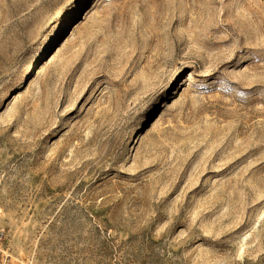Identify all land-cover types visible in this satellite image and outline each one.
Listing matches in <instances>:
<instances>
[{
  "label": "rangeland",
  "instance_id": "374dc122",
  "mask_svg": "<svg viewBox=\"0 0 264 264\" xmlns=\"http://www.w3.org/2000/svg\"><path fill=\"white\" fill-rule=\"evenodd\" d=\"M0 260L264 264V0H0Z\"/></svg>",
  "mask_w": 264,
  "mask_h": 264
},
{
  "label": "built area",
  "instance_id": "2783aa9c",
  "mask_svg": "<svg viewBox=\"0 0 264 264\" xmlns=\"http://www.w3.org/2000/svg\"><path fill=\"white\" fill-rule=\"evenodd\" d=\"M4 239H5V234H4V231L1 229L0 230V243H2L4 241ZM0 255H1V251H0ZM1 263L2 264H10L8 256L5 257V260H3V261L1 260Z\"/></svg>",
  "mask_w": 264,
  "mask_h": 264
},
{
  "label": "crops",
  "instance_id": "0c3cea01",
  "mask_svg": "<svg viewBox=\"0 0 264 264\" xmlns=\"http://www.w3.org/2000/svg\"><path fill=\"white\" fill-rule=\"evenodd\" d=\"M0 264H2V263H1V260H0Z\"/></svg>",
  "mask_w": 264,
  "mask_h": 264
}]
</instances>
